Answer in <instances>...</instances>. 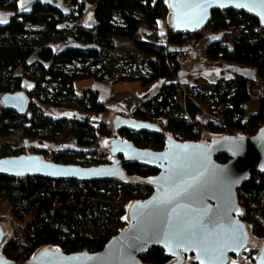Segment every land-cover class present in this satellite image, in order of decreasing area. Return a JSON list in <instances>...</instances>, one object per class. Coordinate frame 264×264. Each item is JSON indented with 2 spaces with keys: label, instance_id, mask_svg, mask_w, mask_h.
I'll list each match as a JSON object with an SVG mask.
<instances>
[{
  "label": "trees",
  "instance_id": "16d2710c",
  "mask_svg": "<svg viewBox=\"0 0 264 264\" xmlns=\"http://www.w3.org/2000/svg\"><path fill=\"white\" fill-rule=\"evenodd\" d=\"M86 3L93 5L95 21L91 26L78 22ZM68 5L70 10L66 12L50 2L35 1L30 11L19 12L18 0H0V9L12 13L7 23L0 24V136L21 130L22 138L40 142L62 143L71 138L77 148L92 149L53 150L50 158H44V150L37 153L57 163L92 166L109 163L108 151L98 148L99 138L129 140L136 147L157 151L164 148L166 134L182 142H202L203 133L211 135L212 139L227 133L251 136L264 125V26L253 13L213 8L200 29L184 32L170 27L166 0H69ZM115 16L120 17V23L114 21ZM140 18L153 29L160 20L167 19L165 35L154 40L137 37ZM28 24L38 28L28 29ZM209 33L221 35L207 44V61L252 67L256 76L249 78L235 73L229 79L187 88L175 81L181 67L178 48L191 41L199 42ZM69 37L76 45L59 51L51 46ZM118 41L127 53L141 56L147 71L116 79L112 74L115 83L136 80L147 85L163 81L156 94L142 101L132 112L122 114L152 124L162 118L160 131L114 130L112 123L105 120L96 127L85 117H58L44 111L45 107H59L62 102L74 99L81 109L77 113L107 112L96 90L87 88L78 95L74 83L82 79L105 81L99 72L107 68L106 55L117 48ZM32 56L35 58L30 61ZM113 60L109 61L114 63ZM72 62H78L79 67L66 69L65 65ZM101 62V68L91 69V65ZM32 68L39 71L41 80L47 77L56 85L54 92L35 80L30 88L24 85L29 78L26 73ZM16 91H24L27 97L26 111L22 114L4 109L1 103L3 94ZM254 96L257 110L246 115L245 104ZM204 111L218 122L200 121L198 114ZM22 153L27 152L20 143L0 147V157ZM215 158L226 162L229 156L218 154ZM122 172L123 178L92 182L9 177L0 173V201L7 202L6 207L0 206V223L6 224L10 231L7 239L0 243V253L23 263L44 248L64 253L85 248L93 252L101 250L112 236L128 225L129 206L152 193L148 182L157 174V170L137 163L123 164ZM246 193L258 196L256 208L249 205L244 197ZM237 197L241 209L239 218L248 227L249 237L263 239L264 174L251 170L248 180L238 188ZM85 224H91L94 232L82 231L81 226ZM240 253L245 258L241 264H250L258 250L244 247ZM184 256L179 262L162 249L150 247L139 258L148 264H199L192 257L185 263ZM232 257L235 256H229L227 264Z\"/></svg>",
  "mask_w": 264,
  "mask_h": 264
},
{
  "label": "water",
  "instance_id": "95a60500",
  "mask_svg": "<svg viewBox=\"0 0 264 264\" xmlns=\"http://www.w3.org/2000/svg\"><path fill=\"white\" fill-rule=\"evenodd\" d=\"M166 3L169 25L175 31L193 32L200 29L208 20L213 8L253 13L259 19L260 25L264 26L262 0H166ZM197 4L202 8H195ZM237 4H243L245 7H236ZM197 20L200 22L197 23ZM1 103L4 109L22 114L26 111L27 97L24 91L5 93L1 96ZM112 127L114 130L152 132L161 130L156 124L123 115L113 118ZM203 137L212 139L211 135L204 133L202 142H182L166 134L164 148L157 151L136 147L129 140L108 139L105 145L109 163L92 166L57 163L33 152L0 157V169H4L0 173L9 177L26 176L92 182L112 177L123 178L125 174L122 172V165L126 163H137L157 170V174L148 182L152 193L129 206L128 225L112 236L101 250L93 252L83 249L64 253L59 249L44 248L23 263L0 253V264H148L141 261L139 256L150 247L162 249L166 255L179 262L183 260L184 255L191 254L193 261L199 264L201 262L227 264L231 255L237 256L236 260L229 259L230 264H241L245 262V258L239 252L244 247L245 249L257 247L258 253L250 264H264V238L249 237L248 227L239 218L241 209L237 197L238 188L248 180L251 170L264 174V125L251 136L236 137L224 134L212 139L210 143H205ZM184 145L189 146L186 153L182 147H177ZM218 154H227L229 159L226 162H219L215 158ZM178 155L179 160L176 159ZM205 169H207L205 179L208 183L200 187V195L191 199L177 198L171 205L177 207V211L180 212L182 224L189 222L196 224L198 221L204 224V227L197 228L196 236L197 241L202 243L193 246L185 241L181 247L180 241L176 239L151 238L146 250H137L136 244L133 243L135 235L140 234L142 228L159 220L154 202L186 187L193 175ZM214 173L216 175H213ZM167 177L170 179H165ZM137 205L146 207H136ZM205 208L211 211L206 212ZM233 233L236 239H233ZM4 237L5 231L0 225V243Z\"/></svg>",
  "mask_w": 264,
  "mask_h": 264
},
{
  "label": "rangeland",
  "instance_id": "374dc122",
  "mask_svg": "<svg viewBox=\"0 0 264 264\" xmlns=\"http://www.w3.org/2000/svg\"><path fill=\"white\" fill-rule=\"evenodd\" d=\"M141 23H140V28L137 32V37L139 38H143V39H147V40H154L157 37H163L165 35V27H166V23H167V19H162L159 21V24L156 26L155 29L150 28L143 20L142 18H140ZM114 21L116 23H120L121 19L118 16L114 17ZM28 29H37V26L34 25H27ZM220 33H209L207 35L204 36V38L202 40L199 41V43H202L204 41H212L217 38L220 37ZM33 37V35H29V38ZM208 42V43H209ZM55 45L53 46L55 51H58L59 49H61L62 47H64L65 45H76V41H74L72 38H67L66 40H61V41H56L54 42ZM189 43V44H188ZM186 43L187 45H191L192 47L196 46L198 44V42L194 43V42H188ZM92 47H96L95 45H92ZM190 55H188L187 53L184 52H180V54L178 55V59L180 61V64H184L186 61H190L191 58H189ZM35 58V56L30 57V61H32ZM106 58L104 60V65L107 67L106 69H102L99 72V75H104L108 78H112L111 75L113 74L114 79L116 78H120L122 76L128 77L131 75L136 74L137 72H145L147 71V66L144 60H142L141 56L138 55H132L126 52L123 44L121 42H117V48H115L114 50H111L107 53ZM111 59H114V63L112 61H109ZM91 61V60H90ZM103 66V62L94 65H91V69H99ZM109 68V69H108ZM110 71V72H108ZM111 73V74H110ZM27 78L24 81V85L26 87H32V85H34V80L39 82V85L41 87H45L49 92H54L55 91V87L56 85L52 82H50L48 80V78L46 77L44 80L40 79L39 76V71L35 68L30 69L29 71H27ZM33 79V81H32ZM175 81H177V76L174 79ZM122 82V81H121ZM202 82H198L195 81L194 83H192L191 85H185L183 84L182 86L184 88L193 86V85H197V84H201ZM94 84H96L94 79H82V80H78L76 81L74 88H75V92L76 94H82V91L84 88H88L93 86ZM115 84L113 86V90L111 92L110 95H114L115 93ZM141 103V102H140ZM139 103V104H140ZM70 105L71 107H67V105ZM138 104V105H139ZM137 105V106H138ZM136 106V107H137ZM112 107V106H111ZM46 113L52 114L54 116H73V115H77V111L81 110L79 108V105L77 104V102L72 99L69 102H62L61 106L59 107H45L44 108ZM257 110V100H256V96L252 97V99L247 102L245 104V114L248 115L250 113H253ZM79 112V111H78ZM130 113V112H127ZM117 115H123V114H117L116 112H112L110 110H108L107 112H105L102 115V120H105L107 122L112 123V120L114 117H116ZM125 116V115H123ZM161 119V118H160ZM198 119L202 122H207V121H212L214 123L218 122V120L214 119L213 116L211 114H209L207 111L201 112L200 114H198ZM164 120H157L155 123L158 124V126H162ZM204 134V133H203ZM202 134V136H203ZM207 134V133H205ZM236 137H238V135H236ZM22 132L21 130H16L13 131L10 135L8 136H0V147L10 144H16V143H20L21 145H23L25 147V151L26 152H33L35 153L39 150H44L46 153L43 154L44 158H50L51 153L53 150H58V149H71L73 148H77V146L75 145L74 141L69 138L66 141L62 142V143H52V142H40L38 140H33V139H27V138H22ZM202 138V137H201ZM108 139H103V138H99V149L102 151H108L106 148V143ZM203 140L205 143H210V138L207 137H203ZM85 149V151H89L92 148H83ZM238 192V191H237ZM244 197H246L248 199V203L252 208H256L258 205V196L254 195V194H249L246 193L244 194ZM7 202H1L0 201V206L2 208L6 207ZM0 225L3 227L4 231H5V238L3 240V242L5 241V239H7L8 235H9V228L6 224H2L0 223ZM65 226H63L64 228ZM66 229V228H65ZM81 230L85 231L86 233L90 234L93 233L95 228L91 225V224H85L84 226H81ZM2 242V243H3ZM1 243V244H2ZM252 249H257L256 247H253ZM240 255H242L240 253ZM184 261H187L188 258L192 257L191 254H186L184 256ZM233 260H236V256L232 257ZM245 261V259H244Z\"/></svg>",
  "mask_w": 264,
  "mask_h": 264
},
{
  "label": "crops",
  "instance_id": "0c3cea01",
  "mask_svg": "<svg viewBox=\"0 0 264 264\" xmlns=\"http://www.w3.org/2000/svg\"><path fill=\"white\" fill-rule=\"evenodd\" d=\"M35 1L50 2L66 12L70 10V6L68 5L69 0H18V11H30ZM25 8H27V10H25ZM11 15V12L0 9V18H6L8 21ZM94 21L93 5L86 3L83 14L78 22L84 26H91ZM208 42L209 41H204L202 43L198 42L194 47L184 44L181 48H178L180 52L187 53L190 55L189 58H191L190 61H186L184 64L181 63L180 70L177 73V82L181 85H191L195 81L211 83L218 79H229L235 73L243 74L249 78H254L256 76V71L252 67L225 61H207L205 59V49ZM54 45L55 43L51 44L52 47ZM65 46H73V44ZM95 82L96 84L88 88L98 92V98L105 104L107 111L110 110L117 114H122L124 112H132L140 102L156 94L163 81L156 80L147 85H141L136 80L118 81L115 83L116 90L113 96L110 95L109 85L106 81L95 80ZM85 89L87 88H84L83 91ZM78 95H81V93Z\"/></svg>",
  "mask_w": 264,
  "mask_h": 264
},
{
  "label": "snow or ice",
  "instance_id": "6c2138e0",
  "mask_svg": "<svg viewBox=\"0 0 264 264\" xmlns=\"http://www.w3.org/2000/svg\"><path fill=\"white\" fill-rule=\"evenodd\" d=\"M264 2V0H262ZM224 5H221L223 7ZM195 8H202L201 5L197 4L194 6ZM236 7H245L243 4H237ZM27 10V8H25ZM251 10V9H250ZM258 15H261L258 13ZM262 19H264V15H262ZM200 20H197V23H199ZM7 23L6 18H0V24ZM215 39V38H214ZM107 144V142L105 141ZM182 147L187 152V148L189 146H177ZM199 148L200 146H196ZM239 149V145H237V150ZM177 160L180 159V156L178 155L176 157ZM195 162V161H194ZM4 163H15V162H4ZM48 167V166H45ZM183 168V165L180 166ZM4 169H0L2 171ZM62 171V170H61ZM207 173V169L204 171H199L195 175L191 177V182L187 183V186L178 189L175 191L171 196H165L162 199H158L155 201V208L157 209L159 220L157 222L149 224L147 227L142 228L140 231V234L135 235L133 238V243L136 244L137 250H146V245L150 242L151 238H163L165 240L168 239H176L180 241L181 247L184 246V242L187 241L188 244L195 246L198 243H202V241H197V228L204 227V224L201 222H197L196 224L187 223L182 224L181 221V214L177 211V207H171L174 200L180 197L184 198H195L200 195V187H202L204 184L208 183V181L205 179ZM22 174V173H17ZM213 175H216L214 173ZM165 179H170V177H167ZM191 190V191H190ZM136 207H146V205H137ZM206 212L211 211L209 208H205ZM237 212L239 210L237 209ZM127 219V217H125ZM209 222H211L209 220ZM233 239H236L235 233H233ZM132 245H129L131 247ZM204 251L206 252L207 249L205 248ZM91 259V258H90ZM203 264V262H201Z\"/></svg>",
  "mask_w": 264,
  "mask_h": 264
},
{
  "label": "built area",
  "instance_id": "2783aa9c",
  "mask_svg": "<svg viewBox=\"0 0 264 264\" xmlns=\"http://www.w3.org/2000/svg\"><path fill=\"white\" fill-rule=\"evenodd\" d=\"M73 67H79V63L78 62H72L71 64H66L65 65V68L66 69H72ZM104 79H105V81L108 83V85H109V90H110V94H111V92H112V90H113V86H114V84H115V81L113 80V79H111V78H108V77H106V76H104ZM104 113H98V114H90V113H77V116H80V117H85V118H87L88 120H90L96 127H98V124L102 121V115H103ZM160 121L161 120H164V119H159ZM157 121V120H156ZM163 123H164V121H163ZM156 125H158L157 123H155ZM228 134V133H227ZM234 136H236V135H234ZM245 136H248V135H245ZM72 149H74L73 147H72ZM76 149H82V150H84L85 151V149H83V148H76ZM36 152L35 153H37L38 151L37 150H35ZM256 172H259V171H257V170H255ZM86 249V248H85ZM83 250V249H82Z\"/></svg>",
  "mask_w": 264,
  "mask_h": 264
}]
</instances>
